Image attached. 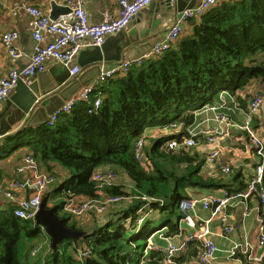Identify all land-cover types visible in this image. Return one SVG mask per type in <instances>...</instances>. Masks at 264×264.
I'll return each instance as SVG.
<instances>
[{
	"label": "trees",
	"instance_id": "1",
	"mask_svg": "<svg viewBox=\"0 0 264 264\" xmlns=\"http://www.w3.org/2000/svg\"><path fill=\"white\" fill-rule=\"evenodd\" d=\"M189 24V33L161 56L107 78L92 90L89 101L78 102L53 126H24L7 138L9 142L28 138L30 154L51 174L57 173L50 164L63 167L67 178L48 192L47 203L57 206L67 227L93 232L85 240L65 239L52 252L50 237L40 225L16 217L12 206L2 208L0 264H164L162 251L148 242L161 228L167 227L164 237L180 234L184 218L179 204L191 198L188 187L226 188L231 193L246 188L251 174L242 166L232 167L228 175L220 171L216 177L206 176L201 173L206 157L185 146L169 150L164 143L171 138L180 142L196 124L193 111L222 90L248 112L250 88L258 86L259 95L264 94V0H224ZM100 96L101 105L89 112ZM166 124L182 128L151 138L150 144L146 139L144 155L137 159L136 142L145 130ZM99 170H113L120 180L101 187L94 179ZM100 192L129 197L128 207L104 223L93 217L92 228L63 209L64 199L73 194L92 199ZM150 209H158L163 219L158 228L152 229L150 218L139 223ZM44 239L49 240L47 246ZM189 246L194 255L200 244L191 241ZM86 249L87 255L81 256ZM241 264L252 263L244 258Z\"/></svg>",
	"mask_w": 264,
	"mask_h": 264
},
{
	"label": "built area",
	"instance_id": "2",
	"mask_svg": "<svg viewBox=\"0 0 264 264\" xmlns=\"http://www.w3.org/2000/svg\"><path fill=\"white\" fill-rule=\"evenodd\" d=\"M160 0H119L118 6L113 14L104 23H94L89 17L86 10V0H66L65 6L70 8L66 14L60 15L56 18L51 17L40 5L39 0H27L26 11L33 19L34 31L33 37L37 40V45L33 50L30 63L24 67H14L0 79V103L7 99L15 87L21 80H28L44 72L49 61L56 60L64 66H68L70 62L74 61L80 50L90 42L94 46H101L105 43L108 36L122 32L143 7L150 5L153 2ZM171 7H174L178 0H163ZM223 0H201L199 4L192 8H185L181 11L177 20L168 28L165 37L161 42L153 46L148 54L143 58L135 61L125 59L118 65L110 67L103 73L92 85L82 90L80 94L74 99L64 103L60 108L50 116L48 125L53 126L58 120L59 116L64 113H71V109L81 101H89L92 90L99 84L107 80V78L115 75L118 71L126 72L132 64L137 66L142 65L145 59L156 58L161 56L164 51L169 49L173 44L177 43L183 35L185 23L192 18H200L206 11L215 7ZM47 30L54 33L57 38L50 43L43 44L44 37L42 32ZM2 42L10 47V53L13 58H18L21 51L14 48L13 44L19 38L18 31H8L2 34ZM82 72L79 66H75L70 70L71 78L80 75ZM249 105V116H254L262 107L264 103L263 95H255L253 98L247 99ZM102 103V98L98 97L91 106L89 112H93ZM217 119L221 124L228 125L227 129L232 128L234 124L226 114H219ZM173 127H177L175 124ZM194 127V126H193ZM245 129L248 142H250L252 151L249 156L253 161L252 173L247 178V186L243 191L231 193L228 189H223L221 194H207L199 199H184L180 203V209L183 217L192 231L189 234L179 236V242H175L173 238L167 237L168 243L163 250L164 264H175V258L179 253L184 252L191 241L199 242L197 264H216L217 252L219 247L211 229V222L217 218L220 219L223 225L224 233L227 235L234 231V225L231 223L232 207L238 202L245 203L244 211L249 214L251 207L249 201L256 199L258 201L257 208L262 212L258 217L257 226V245L263 249L262 255H257L247 242L235 243L229 250L230 256L237 258L239 262L244 258L252 264H259L264 258V137L259 132L254 130L247 121L243 127ZM188 136H183L181 142L177 139H171L165 142L169 150H177L185 146L187 148L195 147L197 140L195 137L201 133L197 128L190 127L188 129ZM206 139L209 143L214 144V148L210 151L206 161L216 164L220 157L221 147L218 145L219 133L211 131L207 133ZM146 135L142 136L136 142V158L141 159L144 155V148L146 144ZM227 153H235L240 156H246L247 151L240 146H229L226 149ZM220 169L224 174H230L232 166L228 163H220ZM17 171L23 174V179H13L9 182L0 180V194L13 205L14 214L16 217L23 219H33L36 211L40 206V202L44 196L50 192L54 182L57 180V175L44 172L39 166L36 158L32 154L24 155L19 162ZM117 175L113 170L107 172L97 171L94 174V179L104 185L116 184ZM19 192L27 193V195L18 197ZM147 200L146 198H143ZM129 200V197L121 195H102L97 198L88 199L82 195L70 196L64 199V211L72 216L73 219L83 223L82 219L86 215H102L106 213L112 206L117 205L121 201ZM149 200V199H148ZM199 203H203V208L209 210L210 216L203 219L201 225L197 224L196 218L192 215V210L196 208ZM249 204V205H248ZM140 224L146 219L141 216ZM83 225V224H82ZM37 252V251H35ZM88 250H84L83 255L86 256ZM240 255V256H238ZM242 263V262H241Z\"/></svg>",
	"mask_w": 264,
	"mask_h": 264
},
{
	"label": "crops",
	"instance_id": "3",
	"mask_svg": "<svg viewBox=\"0 0 264 264\" xmlns=\"http://www.w3.org/2000/svg\"><path fill=\"white\" fill-rule=\"evenodd\" d=\"M118 1L119 0H86L85 7L88 11L89 17H91L92 22L104 23L110 18L109 16L115 12L118 6ZM178 1H180V6H182V9H185L189 8L190 6H195L199 4L201 0ZM53 2L57 3L60 6H65L66 4V0H39V5L51 16V12L53 11ZM160 2H163V0L157 1L158 4ZM26 4L27 0H0V79L14 67H26L30 63V59L32 57L31 55L37 45V40L35 37H33V19L26 11ZM178 8L180 9L178 2L174 7H172L170 13H168L167 11L157 10L154 7V4L153 6H151L150 4L143 7L142 10L138 13V15H136V17L131 21L129 26H127L121 32V34H118L117 36L111 35L107 37L105 41V49L103 51H99L100 53L104 52L103 54L105 56L110 57V60L106 61L105 59L103 61L104 67L106 69H109L115 64L118 65L119 63L123 62L125 59L135 61L137 59L143 58V56L148 54L153 48V42H159L161 40V37L163 39L166 35L168 28L180 16L182 10L178 11ZM60 15H63V13L57 14L56 17ZM190 28L191 26L188 21L187 23H185L182 36L188 34ZM14 30L19 32V38L14 41L13 47L22 52L20 57L18 58H13L10 53V47L6 46L2 42L1 38L3 33ZM143 34H146V37L142 39L140 37ZM42 36L44 37L43 44L50 43L51 41L57 38L54 33L49 32L47 30H44L42 32ZM130 38H139V41L137 43L131 44ZM129 41V45H126L124 47V45L127 44V42ZM94 47L96 46H92L90 42H86V45L78 53L75 60L77 62V66H79L81 70L83 69L82 66L90 65L92 61L99 56L97 50ZM115 52L119 53V55H117ZM117 56L120 57L117 58ZM65 70L66 68L62 63L56 60H51L49 61L45 72L42 74L48 75L46 79V85L50 88L53 87L52 94L50 96L56 93L49 100H46L48 108H56L62 103V99L57 91L61 90L65 97H67L68 99H74L78 96V94L82 92L84 88L89 87L90 85L95 83L94 81L98 79L95 77L97 71L94 70L91 72L89 71L88 77L86 76L87 73L83 72L82 74H80L79 77L76 76L77 78H71L72 76L70 74L71 77L70 80H68L69 82L58 87L57 85L60 81V78H62L66 74ZM117 73L125 74L127 73V71H118ZM39 75L40 74L24 81L26 82L25 84H28L29 86L34 81H37ZM89 76L90 78L94 77V80L88 86L83 87L81 90H79V92L76 93H74L73 91L67 92L70 88L68 84L71 82V80L74 81L81 77L83 79V82L85 83V81H89ZM81 78L77 80V82L82 81ZM37 88H41L39 84ZM250 92L253 93V89H251ZM15 95H20L21 98L23 97L22 93H17L14 89L9 98L15 97ZM7 99L0 103V114L6 107ZM38 107L41 108V103L38 105ZM44 113L46 112L44 111L42 114L39 115L41 119L45 118ZM193 113L196 116V124L194 127H197V130L201 133L199 135V138L197 139V145L193 147V150L197 152L200 156H204L207 158L210 151L215 146L214 144L209 143L206 139V136L208 135L207 133H210L212 130L217 131L219 133V140L217 143L221 147V153L220 157L216 161L217 163L214 164L212 162L206 161V163L203 165L201 173L206 176L216 177L217 174L221 171L220 163H228L234 168L242 166L244 170H246V172L250 175L252 173L251 167H253V161H251L249 157L251 155V151H249L248 149L249 140L247 133L245 129H243V127L246 125L247 121H249L251 127H253L255 131L257 130L259 134L264 137V103L262 104L260 110L250 118L248 114V108L246 109L243 106H240L238 104V101H236L232 96H230V93L227 90H222L217 94V101L213 100L212 102L206 103L202 105L200 109L194 110ZM219 114H226L230 118V121L232 122V124H234L232 128L228 130V125L221 124V122L217 119V116H219ZM26 118L27 117H25L22 121L17 122L12 127L11 131L8 132V135L12 136L16 134V132L19 131L21 128L27 126V123L24 121ZM157 127H163L162 134H160V136L171 135L175 132L167 129V125H157L148 128V130H145L144 134L146 133L147 135L148 131L158 129ZM164 131H166V133ZM7 138L0 139V180L5 182H9L13 179H23V174L17 171L18 165L20 159L24 155L30 154V148H28L27 146V142H29L28 138L14 142L7 141ZM229 146H240L241 148L247 151L246 156L248 157L240 156L239 154L237 155L235 153H227L226 149ZM249 152L250 155L248 154ZM50 165L53 166L52 171H55L57 173V180L54 182V184L59 185L63 182L64 179L67 178L68 173L65 172L63 170V167L57 163H52ZM39 166H41L44 172L50 173L48 172L47 167L43 166L40 161ZM221 174H223L222 171ZM223 189L225 188H220L219 190H209L207 188L201 189L188 187L187 192L191 198L200 200L203 196L207 194L215 193L220 195ZM100 194L102 193L100 192ZM24 195H27V193L19 192L18 197ZM249 204V207H251V211L249 214H245V203L239 201L237 205L232 207L231 223L234 225V231L229 235L224 233V228L219 218L211 222L212 233L219 247V252H217L216 264H241L244 259V256H242L243 259L241 260V262H239L237 258H235L234 256H230L229 254V250L234 246L235 243L247 242L249 246H252L251 248L254 250V253H256L257 255L263 254V249H261L257 245L258 217L262 215V212L257 208L258 201L256 199L249 201ZM10 206L13 207V205L10 204L7 200H5V198H3V196L0 194V209L9 208ZM192 212L191 213L196 218L198 225H201L202 220L207 219L210 216L209 210H205L203 207L201 208L199 204L194 210H192ZM88 221L89 223L93 221V216L88 217L85 222ZM94 224L95 222L93 221L92 226ZM92 226L88 228H92ZM180 229V233L182 235L189 234L192 231V229H188L182 226L181 224ZM166 230L167 227L161 228L153 234L154 237H159L158 245L154 246L153 248L162 251V253L168 243L166 237L173 238V240L177 243L179 242V239L175 235L163 237ZM89 231H92V229H89ZM191 247L192 246H189L184 252L178 254L175 259V264H197L196 261L198 251L195 252L194 255L190 254ZM196 247L199 248V246Z\"/></svg>",
	"mask_w": 264,
	"mask_h": 264
},
{
	"label": "water",
	"instance_id": "4",
	"mask_svg": "<svg viewBox=\"0 0 264 264\" xmlns=\"http://www.w3.org/2000/svg\"><path fill=\"white\" fill-rule=\"evenodd\" d=\"M159 10V11H167L170 13L172 10V7L166 2H160L159 4L157 2L151 3V6H153ZM53 11L51 12V17H56L57 14H66L70 11V8L67 6H60L57 3L53 2L52 3ZM178 5L180 7L179 10H183L182 6H180V1H178ZM194 6V5H193ZM193 6H190L189 8H192ZM138 15V14H137ZM139 17V16H138ZM121 34V32L113 34V35H118ZM146 34L141 35L140 38H145ZM162 40V37H161ZM161 40L159 42H161ZM131 44L137 43L139 41L138 39H132L130 38ZM129 42L124 45H129ZM158 41L153 42L154 45L159 43ZM105 44L106 42L101 45V46H96L94 47L97 50V53L99 56L92 61V63L88 66H82V72L87 73L86 76L88 77L89 71H97L95 74L96 78H99L103 72H106L108 69H106L103 65V61L106 59L110 60V57L105 56L103 53L104 52H99L103 51L105 49ZM117 55L119 53L115 52ZM120 56H117V58ZM121 59V58H119ZM117 59V60H119ZM77 65L76 60L70 62L68 66H65V76L60 78V81L58 83V87L62 86L63 84L68 83L70 80V70L73 69ZM45 72V71H44ZM44 72L39 73V77L37 81H34L31 83L29 86L28 84H25L24 80H21L19 84L16 86L15 91L17 93H22V98L20 95H15V97H8L6 101V107L3 110V112L0 114V139H6L9 135L8 132L11 131L12 127L17 123L22 121L25 117H27L24 121L27 123L28 127H34V126H42L48 123L50 116L53 114V112L62 106L65 102L71 100L65 97V95L62 93V91H57L62 99V103L56 107V108H48L46 100H49L52 96V88L48 87L46 85V79L48 75H42ZM81 72V74H82ZM78 75L77 77H79ZM85 76V75H84ZM76 77V78H77ZM81 78V77H80ZM80 78L76 80H71V82L68 84L70 86L69 90L67 92H79L83 87L88 86L93 80L94 77L90 78L89 76V81L85 83L82 81H78ZM95 78V79H96ZM41 87L40 89L37 88V86ZM56 88V87H54ZM73 93V94H74ZM41 103V108L38 107V105ZM44 109V110H43ZM45 118L41 119L39 117L40 114L43 112ZM199 136L195 137L197 140ZM248 149L249 151H252V147L250 142H248ZM250 155V152L248 153ZM48 196H44L41 200V204L36 211V214L33 217V221H35L36 224L40 225L42 229L49 235L50 240L52 242V252H55L56 249L58 248L59 244L64 241L65 239H76V240H85V238L89 237L93 231L89 230H84L80 229L77 227H67L65 225V222L59 217L58 215V208L57 206H50L48 203ZM199 206L202 208L203 203H199Z\"/></svg>",
	"mask_w": 264,
	"mask_h": 264
},
{
	"label": "rangeland",
	"instance_id": "5",
	"mask_svg": "<svg viewBox=\"0 0 264 264\" xmlns=\"http://www.w3.org/2000/svg\"><path fill=\"white\" fill-rule=\"evenodd\" d=\"M251 89H253V93H252V95H253V97L255 96V95H257V94H260L259 93V90H260V87H258V86H255V87H251L250 88V90ZM255 90H257V91H255ZM255 91V92H254ZM263 96H264V94H262ZM213 100H215V101H217V95H215L214 96V99ZM158 129H154V130H151V131H148V133H147V135H146V139H147V142H148V144H150L151 143V141H149V139H151V138H155V137H158V136H160V134H162V130L163 129H161V128H159V127H157ZM179 129L180 128H182L181 126H179L178 127ZM192 128H197V127H192ZM212 131H214V130H212ZM165 133H166V131H164ZM163 132V133H164ZM150 136H154V137H150ZM117 175V178H116V182H118L119 180H120V176L118 175V174H116ZM127 180V179H126ZM54 186H57V184H54ZM54 186H52V188H51V190H53L54 189ZM51 194V193H50ZM49 198V197H48ZM51 199H52V196H51ZM52 202V201H51ZM128 202H129V200L127 201V200H124L122 203H118L117 205H115V206H112L106 213H104V214H102V215H96V214H91L90 216L92 217H95V218H97V219H99V220H101L103 223L104 222H106V221H108V218L109 217H112V216H115L116 214H112V213H114V212H116L117 210H120V209H126L127 207H128ZM153 210H156V211H153ZM143 211L142 210H140L139 211V213H142ZM118 215L119 214H117L116 215V217H118ZM87 216L88 215H86L85 217H83L82 219H80V220H82L83 221V225L87 228V227H91L92 226V222L93 221H91L90 223H89V221L88 222H85L86 221V219H87ZM141 216H145V219L147 220V218H150L151 219V225H152V229L153 228H158V227H160L161 226V224H162V221H163V219H161V217H160V215H159V213H158V209H150V212L149 213H147V215H145V214H143V215H141ZM140 216V217H141ZM115 217V218H116ZM110 219V218H109ZM145 220V221H146ZM85 222V223H84ZM180 224L182 225V226H184V227H186V228H188V229H191V227L190 226H188V224L185 222V220H181L180 221ZM80 225V224H79ZM153 237V238H152ZM150 239H149V243L151 244V246L152 247H154V246H157L158 245V240H159V237L158 236H155L154 237V235L152 236ZM164 237V236H163ZM167 238V237H166ZM177 238L179 239V236H177ZM45 240V245L44 246H47L48 244H49V240L48 239H44ZM153 244V245H152ZM149 251H150V249H149ZM146 253V255L148 254V252H145ZM264 259V258H263ZM254 264V263H253Z\"/></svg>",
	"mask_w": 264,
	"mask_h": 264
},
{
	"label": "clouds",
	"instance_id": "6",
	"mask_svg": "<svg viewBox=\"0 0 264 264\" xmlns=\"http://www.w3.org/2000/svg\"><path fill=\"white\" fill-rule=\"evenodd\" d=\"M167 126H168V128L167 129H169V130H172V131H175L174 133H178V131L181 129H179L178 127L179 126H177V127H173L172 125L173 124H166ZM189 129V128H188ZM146 130H148V128L146 129ZM177 131V132H176ZM174 133H172V134H174ZM171 134V135H172ZM144 135H146V133L145 134H143L142 136H144ZM189 134H187V135H184V136H188ZM183 137V136H182ZM171 139H175V138H171ZM171 139H169V140H171ZM182 140V139H181ZM168 140H166L165 142H167ZM181 142V141H180ZM193 148V147H192ZM224 174V173H223ZM54 186V185H53ZM51 191V190H50ZM48 196V195H47ZM49 197V196H48ZM184 199H187V198H184ZM189 199H193V198H189ZM181 203V202H180ZM161 204H163V203H161ZM179 207H180V204H179ZM181 210V209H180ZM184 218V217H183ZM182 220H184V219H182ZM149 243V242H148ZM151 244L149 243V246H150ZM151 247V246H150ZM151 248H153V247H151Z\"/></svg>",
	"mask_w": 264,
	"mask_h": 264
},
{
	"label": "bare ground",
	"instance_id": "7",
	"mask_svg": "<svg viewBox=\"0 0 264 264\" xmlns=\"http://www.w3.org/2000/svg\"><path fill=\"white\" fill-rule=\"evenodd\" d=\"M87 10V9H86ZM190 21V20H189ZM93 46V45H92ZM87 47V46H86ZM120 64V63H119ZM48 125V124H47ZM201 138V137H200ZM2 181V180H1ZM222 189V188H221ZM240 191V190H239ZM158 201V200H157ZM161 201V200H160ZM160 203V202H158ZM163 205V204H162ZM193 213V212H192ZM246 214V213H245ZM38 225V224H37ZM46 243V242H45ZM42 246V245H41ZM40 250V249H39Z\"/></svg>",
	"mask_w": 264,
	"mask_h": 264
}]
</instances>
